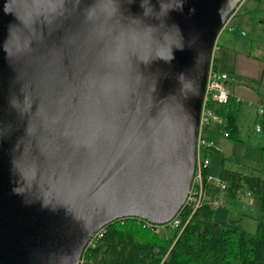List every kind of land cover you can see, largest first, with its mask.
<instances>
[{
	"label": "water",
	"instance_id": "1",
	"mask_svg": "<svg viewBox=\"0 0 264 264\" xmlns=\"http://www.w3.org/2000/svg\"><path fill=\"white\" fill-rule=\"evenodd\" d=\"M244 0H0V264H81L183 208L217 39Z\"/></svg>",
	"mask_w": 264,
	"mask_h": 264
},
{
	"label": "trees",
	"instance_id": "2",
	"mask_svg": "<svg viewBox=\"0 0 264 264\" xmlns=\"http://www.w3.org/2000/svg\"><path fill=\"white\" fill-rule=\"evenodd\" d=\"M261 23L264 31V19ZM219 37L217 45L221 46ZM243 104L234 96L215 104L223 118L220 132L235 140L242 139L239 115ZM258 123L262 140L258 147L264 151V112L258 113ZM219 177L227 182L226 194L237 197L246 187L257 196L262 215L256 217L255 231H248L239 218L216 219L208 184L206 199L195 211L188 206L181 209L178 226L149 225L148 220L135 216L109 222L94 245L85 248L81 264H264L263 174L223 168Z\"/></svg>",
	"mask_w": 264,
	"mask_h": 264
},
{
	"label": "rangeland",
	"instance_id": "3",
	"mask_svg": "<svg viewBox=\"0 0 264 264\" xmlns=\"http://www.w3.org/2000/svg\"><path fill=\"white\" fill-rule=\"evenodd\" d=\"M262 19H264V0H244L228 20L227 25L231 24L245 29L247 35L244 36L238 35L237 29L236 32L234 31L238 38L248 42L259 40V43H262L264 41V31L257 27ZM239 45L241 46V43ZM222 60L221 50L216 48L213 54V63L218 67ZM223 62L226 63V60H223ZM255 117V106L252 105L247 108L244 104V109L239 115L241 140H235L222 134L220 132L222 125H217L213 128L215 131L208 132V135L214 140L216 147L219 149L210 153V169L213 175L219 176L223 168L235 169L242 173L264 174V151L258 147L262 140L260 132L256 130ZM262 185L264 190V176ZM246 191V187H244L239 190L237 197L226 196L223 194L225 193L224 190L217 185V182L214 183V196L212 198L221 196L224 199L222 205L215 206L214 217L221 220H231L247 213L249 215L245 218V228L251 229L253 232L255 231L254 225L257 223L254 217L261 216L262 211L257 196L254 194L247 195Z\"/></svg>",
	"mask_w": 264,
	"mask_h": 264
},
{
	"label": "built area",
	"instance_id": "4",
	"mask_svg": "<svg viewBox=\"0 0 264 264\" xmlns=\"http://www.w3.org/2000/svg\"><path fill=\"white\" fill-rule=\"evenodd\" d=\"M216 47L217 45L215 44V48ZM227 79L228 74L215 68L212 63L208 73L206 90L201 110L199 134L197 137V161L195 174L187 200L183 206H188L189 208L193 209V211H195L206 199V185L208 186L209 184L211 187H213V184L217 182V185L222 190L227 188V182L225 180L221 179L219 176L213 175L210 172V153L213 150L219 149L216 147L214 140L208 135V132L213 131L215 126L222 125L223 123V118L216 111L215 104L227 102L232 96L241 99L231 91L227 84ZM257 110L258 113H263L264 104H259ZM256 126V129L260 131V124L258 123ZM246 192L248 195L251 194L250 190H247ZM211 203L214 206H219L224 203V200L219 197H215L211 199ZM177 216L166 224H170L174 227L178 226L180 219ZM148 224L152 225L154 223L148 221ZM103 231L104 226L93 235L88 245H94L96 239L101 236Z\"/></svg>",
	"mask_w": 264,
	"mask_h": 264
},
{
	"label": "crops",
	"instance_id": "5",
	"mask_svg": "<svg viewBox=\"0 0 264 264\" xmlns=\"http://www.w3.org/2000/svg\"><path fill=\"white\" fill-rule=\"evenodd\" d=\"M257 27L258 29H262V23ZM239 28L240 27L228 24V28L225 29V31L228 32L224 31L221 33L219 37L221 46L217 45V50H221V57L223 60H226V63L222 60V63H220L218 67H216L214 63L213 66L228 74L227 84L231 91L242 99L247 108H250L252 105L255 106L257 117L258 105L261 103L264 104V41L262 43H259V40L248 42L247 40L244 41L238 38L236 36L237 34L241 36L247 35L245 29ZM236 29L238 31L237 34L235 33ZM239 43H241V46ZM244 104L241 111L244 109ZM208 193L212 198L214 196L213 188H211V191L209 190ZM223 194L230 196L226 193ZM217 197L223 199L221 196ZM247 215L249 214L246 213L239 217L244 227L246 226L244 222ZM256 217L257 216L254 218ZM254 226L256 229V225ZM247 230L252 232L251 229Z\"/></svg>",
	"mask_w": 264,
	"mask_h": 264
}]
</instances>
